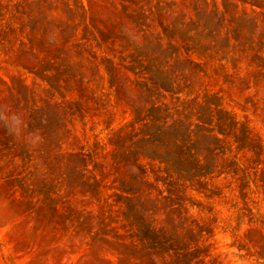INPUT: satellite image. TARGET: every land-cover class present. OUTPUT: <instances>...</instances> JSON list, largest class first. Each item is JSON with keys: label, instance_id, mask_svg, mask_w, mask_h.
Listing matches in <instances>:
<instances>
[{"label": "rangeland", "instance_id": "1", "mask_svg": "<svg viewBox=\"0 0 264 264\" xmlns=\"http://www.w3.org/2000/svg\"><path fill=\"white\" fill-rule=\"evenodd\" d=\"M0 264H264V0H0Z\"/></svg>", "mask_w": 264, "mask_h": 264}]
</instances>
